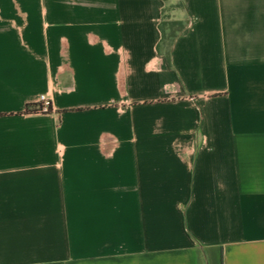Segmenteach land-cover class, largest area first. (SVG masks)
I'll return each mask as SVG.
<instances>
[{"label":"crops","instance_id":"1","mask_svg":"<svg viewBox=\"0 0 264 264\" xmlns=\"http://www.w3.org/2000/svg\"><path fill=\"white\" fill-rule=\"evenodd\" d=\"M0 264H264V0H0Z\"/></svg>","mask_w":264,"mask_h":264},{"label":"trees","instance_id":"2","mask_svg":"<svg viewBox=\"0 0 264 264\" xmlns=\"http://www.w3.org/2000/svg\"><path fill=\"white\" fill-rule=\"evenodd\" d=\"M174 7H183V2H180L175 6H165L163 10L162 21L159 25V28L161 30V39L157 46L158 51L165 54L169 61L171 60L172 47L175 39L178 36L187 33L188 31L186 21L173 19L168 13V10H171Z\"/></svg>","mask_w":264,"mask_h":264},{"label":"built area","instance_id":"3","mask_svg":"<svg viewBox=\"0 0 264 264\" xmlns=\"http://www.w3.org/2000/svg\"><path fill=\"white\" fill-rule=\"evenodd\" d=\"M52 110L51 100L45 95L41 94L39 97V106L37 107L38 112L47 113Z\"/></svg>","mask_w":264,"mask_h":264},{"label":"rangeland","instance_id":"4","mask_svg":"<svg viewBox=\"0 0 264 264\" xmlns=\"http://www.w3.org/2000/svg\"><path fill=\"white\" fill-rule=\"evenodd\" d=\"M168 1H170V0H168ZM168 12L170 13V10H168Z\"/></svg>","mask_w":264,"mask_h":264}]
</instances>
